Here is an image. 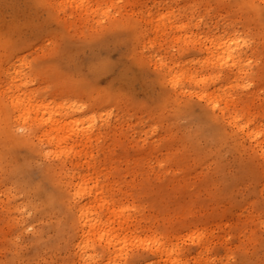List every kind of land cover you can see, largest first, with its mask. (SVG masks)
<instances>
[{"label": "rangeland", "instance_id": "rangeland-1", "mask_svg": "<svg viewBox=\"0 0 264 264\" xmlns=\"http://www.w3.org/2000/svg\"><path fill=\"white\" fill-rule=\"evenodd\" d=\"M0 264H264V0H0Z\"/></svg>", "mask_w": 264, "mask_h": 264}, {"label": "bare ground", "instance_id": "bare-ground-1", "mask_svg": "<svg viewBox=\"0 0 264 264\" xmlns=\"http://www.w3.org/2000/svg\"><path fill=\"white\" fill-rule=\"evenodd\" d=\"M225 50L228 51L229 50V47H227ZM229 53L230 54H233V52L230 51V52L227 53V55ZM237 55L236 56L235 55L232 56L233 59L231 60V63L233 65H235V62L239 58V56H237ZM227 57H229V56H227ZM44 171H45V169L43 168V172ZM49 199H50L51 202H54L55 201V195L50 194ZM85 210L86 209L84 208V206H80L79 208H77L75 210V214L76 213L77 214L76 215H73V217L70 218V222H71V224L77 223L78 225H80V229H82V230L85 228V226L88 227V231L83 234V239L88 240L89 236L95 230V224L97 222V218L96 217H88V214H86V211ZM105 240H106L105 241L106 245L109 246V247H111L114 250V248L116 247L115 241L113 239H109V236H107V238ZM84 245H85V243H84ZM86 245H87V243H86ZM159 251L160 252H163L164 250L161 249ZM168 252H169V250H168Z\"/></svg>", "mask_w": 264, "mask_h": 264}]
</instances>
